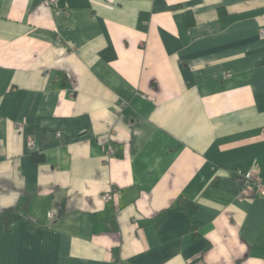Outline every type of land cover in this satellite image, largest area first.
<instances>
[{
  "label": "crops",
  "instance_id": "obj_1",
  "mask_svg": "<svg viewBox=\"0 0 264 264\" xmlns=\"http://www.w3.org/2000/svg\"><path fill=\"white\" fill-rule=\"evenodd\" d=\"M262 29L264 0H0V264H264Z\"/></svg>",
  "mask_w": 264,
  "mask_h": 264
},
{
  "label": "built area",
  "instance_id": "obj_2",
  "mask_svg": "<svg viewBox=\"0 0 264 264\" xmlns=\"http://www.w3.org/2000/svg\"><path fill=\"white\" fill-rule=\"evenodd\" d=\"M57 2V0H49L50 5H54ZM261 35L264 36V29L261 30ZM114 136L113 128L112 130H109L108 135L104 137V141L108 143V152L107 155H110L114 152L113 145L110 144V140ZM31 145L34 146L35 142L33 139L30 140ZM241 184L243 189H254L256 190V193L260 194L264 197V177L256 170H246L241 172ZM116 189H112L110 191H107L105 193V199L108 201L113 200L114 196L117 194ZM54 215V212H49V216L52 217Z\"/></svg>",
  "mask_w": 264,
  "mask_h": 264
},
{
  "label": "trees",
  "instance_id": "obj_3",
  "mask_svg": "<svg viewBox=\"0 0 264 264\" xmlns=\"http://www.w3.org/2000/svg\"><path fill=\"white\" fill-rule=\"evenodd\" d=\"M188 205H191V202H189V204L188 203H186L184 206H182V208H186ZM194 219V218H193ZM194 222H195V219H194ZM195 224V223H194ZM7 229H9V226H7Z\"/></svg>",
  "mask_w": 264,
  "mask_h": 264
}]
</instances>
